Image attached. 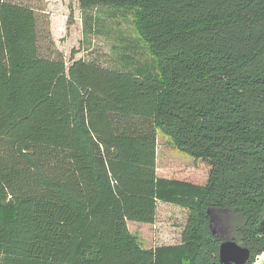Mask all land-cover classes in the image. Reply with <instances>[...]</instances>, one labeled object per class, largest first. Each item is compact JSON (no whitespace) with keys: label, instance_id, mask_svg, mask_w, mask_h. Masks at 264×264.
Here are the masks:
<instances>
[{"label":"trees","instance_id":"16d2710c","mask_svg":"<svg viewBox=\"0 0 264 264\" xmlns=\"http://www.w3.org/2000/svg\"><path fill=\"white\" fill-rule=\"evenodd\" d=\"M44 3L0 0V264H220L224 239L253 264L264 0H77L138 13L144 73L66 61ZM158 133L207 163L203 185L157 175ZM158 202L186 210L180 243L144 248L128 223L153 225Z\"/></svg>","mask_w":264,"mask_h":264},{"label":"rangeland","instance_id":"374dc122","mask_svg":"<svg viewBox=\"0 0 264 264\" xmlns=\"http://www.w3.org/2000/svg\"><path fill=\"white\" fill-rule=\"evenodd\" d=\"M44 7L49 12L52 38L66 61L73 50L75 58L105 67L136 73L154 70L155 60L137 29L136 11L98 6L81 12L77 0H45ZM156 140L159 177L196 185L206 182L209 166L205 161L179 152L159 133ZM209 217L213 228L221 223L217 214L211 212ZM186 218L185 209L158 202L153 225L129 222L128 229L144 248L174 245L180 243Z\"/></svg>","mask_w":264,"mask_h":264},{"label":"water","instance_id":"95a60500","mask_svg":"<svg viewBox=\"0 0 264 264\" xmlns=\"http://www.w3.org/2000/svg\"><path fill=\"white\" fill-rule=\"evenodd\" d=\"M210 213L211 212L208 211V214ZM211 227L212 221L210 219V228ZM256 230L260 233H264V211L256 226ZM212 234H214V230ZM218 259L220 264H246L250 260V251L235 240L224 239L220 242L218 248ZM253 264H264V252L256 257Z\"/></svg>","mask_w":264,"mask_h":264},{"label":"crops","instance_id":"0c3cea01","mask_svg":"<svg viewBox=\"0 0 264 264\" xmlns=\"http://www.w3.org/2000/svg\"><path fill=\"white\" fill-rule=\"evenodd\" d=\"M46 13L49 15V12L46 11ZM50 28H51V22H50ZM51 30V29H50Z\"/></svg>","mask_w":264,"mask_h":264}]
</instances>
